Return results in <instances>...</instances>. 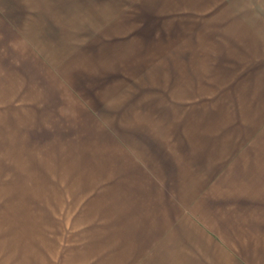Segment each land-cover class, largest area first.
I'll return each mask as SVG.
<instances>
[{
    "label": "rangeland",
    "instance_id": "1",
    "mask_svg": "<svg viewBox=\"0 0 264 264\" xmlns=\"http://www.w3.org/2000/svg\"><path fill=\"white\" fill-rule=\"evenodd\" d=\"M62 1L0 0V264H264V86L219 76L217 13Z\"/></svg>",
    "mask_w": 264,
    "mask_h": 264
},
{
    "label": "crops",
    "instance_id": "2",
    "mask_svg": "<svg viewBox=\"0 0 264 264\" xmlns=\"http://www.w3.org/2000/svg\"><path fill=\"white\" fill-rule=\"evenodd\" d=\"M39 1L40 5L44 4L46 6L45 12L40 13L41 16L36 9V2L25 0L23 6L26 8H24V11L27 9L28 14H36L37 12L39 15H37L33 19L32 17H28V22L33 21L34 23V20L39 19V21L44 20L45 22L49 20L48 23H51V19H54V10L62 11L64 9L62 0H57L54 3L51 0ZM188 4L189 9H182L181 12L183 13L180 16L190 17L191 15L188 14L191 12H205V17L210 13H217L211 18L214 20V27L219 32L214 36L217 38V41L214 42L211 38H206V41L207 43H211L212 41V43L214 42L215 46H219V49L218 47H216L219 55L218 61L221 64V70L226 71V74L223 72L219 74V76H221L222 78L228 76L230 78V85L237 86L236 88H234V93L262 92L263 89L260 88L261 86H264V0H205L204 8L202 10H195L190 8L192 4H190L189 0ZM209 18L206 17V20ZM12 19L14 18H12L11 15L7 14L6 11L0 12V26H3V28H1V30H3V34L5 35L7 30L13 33L14 31L12 29L22 30L23 33H25V30L28 29V22L22 24H19V22H17L16 26V19ZM54 20H57V18H55ZM33 23L31 27L34 26ZM51 28L52 27H48L46 25H40V28L39 26H37V29L35 31L39 33L41 41H43V38H48L52 41L53 35ZM42 29L44 31L43 33L41 32ZM6 41L8 45L9 41ZM40 44L42 46V42H40ZM182 45L183 43L182 41H180V46ZM10 50L9 48H7L5 49L6 52H4L9 55L11 54ZM36 51L37 52L34 53L39 52L40 54H42L43 52L39 49H37ZM45 54H47V52L44 53V56L45 59H48ZM45 69L49 72L50 75H52L51 67L45 66L44 70ZM190 69L192 70V72L189 73V70L186 75L188 74V77L191 78L192 76H194L193 73H197V71L195 68ZM202 75H204V73H202ZM205 85H207L206 80L201 83L202 88ZM243 87L249 88H245L243 91ZM190 88L188 91H190Z\"/></svg>",
    "mask_w": 264,
    "mask_h": 264
}]
</instances>
